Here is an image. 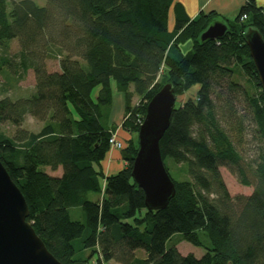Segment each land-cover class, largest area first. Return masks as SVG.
Instances as JSON below:
<instances>
[{
  "label": "trees",
  "instance_id": "obj_1",
  "mask_svg": "<svg viewBox=\"0 0 264 264\" xmlns=\"http://www.w3.org/2000/svg\"><path fill=\"white\" fill-rule=\"evenodd\" d=\"M43 1L0 0V75L17 83L31 70L35 81L25 97L0 96V127L16 128L12 136L0 129V162L47 250L62 264H264V95L244 40L248 28L264 39V6L244 0L228 20L215 12L190 19L174 0ZM215 20L225 34L200 42ZM12 40L19 49L10 56ZM51 58L58 72L47 71ZM111 80L124 96L121 128L129 137L120 149L125 166L105 175L115 130ZM167 83L175 98L197 89L175 101L159 141L175 194L166 208L149 210L131 169L146 105ZM27 116L38 131L21 128ZM220 167L251 193L232 197ZM174 234L204 253L167 246ZM80 251L90 253L76 260Z\"/></svg>",
  "mask_w": 264,
  "mask_h": 264
},
{
  "label": "water",
  "instance_id": "obj_2",
  "mask_svg": "<svg viewBox=\"0 0 264 264\" xmlns=\"http://www.w3.org/2000/svg\"><path fill=\"white\" fill-rule=\"evenodd\" d=\"M226 29L223 22L215 20L199 35V41L220 39ZM244 40L264 95V39L257 30L248 28ZM175 101L171 84H164L148 101L136 135L131 177L143 191L149 210L166 208L175 194L159 150ZM27 217L25 199L0 162V264H62L47 250Z\"/></svg>",
  "mask_w": 264,
  "mask_h": 264
},
{
  "label": "rangeland",
  "instance_id": "obj_3",
  "mask_svg": "<svg viewBox=\"0 0 264 264\" xmlns=\"http://www.w3.org/2000/svg\"><path fill=\"white\" fill-rule=\"evenodd\" d=\"M33 1L39 6L44 5L43 0H33ZM189 48H190V42L188 41L185 45H183V50L186 51ZM18 49H19V44H18L17 40H12L9 42L7 54L12 56L14 53L17 52ZM46 69L48 72H58L59 71L58 59L57 58L48 59L46 61ZM234 79L241 84L245 83V77L242 76L241 74L239 75L237 73L236 76H234ZM34 84H35L34 74L31 70H28L24 79L22 81L17 82V83H15L13 81H6L4 79V77L0 75V96L8 95L12 99L25 97L33 91ZM195 89H197V87L196 88L193 87L187 93H185L183 96L177 97L176 101L182 102L183 100H185L190 95L193 96V94L195 93ZM111 91H112V103H111L110 112H109V116H108L109 125H113L114 123H117L120 120L121 113L123 112V106H124V96H123L122 92H119L116 89L115 83L113 80H111ZM136 102H137V97L135 96V97H133L132 103H136ZM40 127H41L40 123H38L33 118L28 117V116L26 117L24 124L21 126V128H28L31 131H35V132L38 131ZM0 129L2 132H4L8 136H12L16 130L15 127L9 125L8 123H3L0 127ZM246 144H247L246 149H248L249 154L252 155V153H254V149H255L254 148L255 142H254V139L251 137V135L246 136ZM166 163L168 166L173 164L170 159H168L166 161ZM44 169H48V168L45 167ZM219 171H220L221 177L223 179V182L227 188V191L229 192V194L232 197L236 196V195L248 196L251 193L252 188L245 187V186H242L241 184H239L237 182L236 178L227 170V168L220 167ZM47 172L50 174L58 173V171L51 172L49 169L47 170ZM169 175L172 178H175L174 174L171 172L170 169H169ZM91 198L92 199L96 198V194H90V199ZM69 212H70V216H71L72 220L80 219V218L75 216V212H76L75 209H71V210H69ZM180 239H181L180 234H174V236L171 238L170 241H168L166 243V245L170 246L171 244H173V242H179ZM202 241L205 242L206 239L202 237ZM75 245H76V243H75ZM177 247H178V250L181 252L182 255L193 254L195 257L199 258L204 253V250L202 248L195 247V246L191 245L190 243H188L184 240L180 241L178 243ZM89 253H90L89 251H82V252L80 251L77 253L75 259L76 260L86 259L87 256L89 255ZM142 254H143L142 251H140V250L137 251V256L142 255ZM106 264H118V263H116L114 261H109Z\"/></svg>",
  "mask_w": 264,
  "mask_h": 264
},
{
  "label": "crops",
  "instance_id": "obj_4",
  "mask_svg": "<svg viewBox=\"0 0 264 264\" xmlns=\"http://www.w3.org/2000/svg\"><path fill=\"white\" fill-rule=\"evenodd\" d=\"M254 1L256 6L258 7L264 6V0H254ZM174 3L180 4L184 12L190 19L196 17L200 12L203 13L215 12L219 17H224L228 20H232L236 16L240 7L243 5L244 0H174ZM173 21H174V15L171 7L168 12V28L172 27ZM123 115H124V106L120 120L117 123L114 124L112 123V124L115 126L114 133L116 134L117 139L124 143V141L128 139L129 135L121 128ZM124 166L125 163L122 159L121 151L116 149H109V151L105 156L104 161L102 162V169L104 174L105 175L114 174L119 170H121ZM60 173L61 171L58 169V173L51 175L59 176Z\"/></svg>",
  "mask_w": 264,
  "mask_h": 264
},
{
  "label": "built area",
  "instance_id": "obj_5",
  "mask_svg": "<svg viewBox=\"0 0 264 264\" xmlns=\"http://www.w3.org/2000/svg\"><path fill=\"white\" fill-rule=\"evenodd\" d=\"M108 143H109V149H116V150H120L124 145L122 141L117 139V136L115 133L111 134L108 140Z\"/></svg>",
  "mask_w": 264,
  "mask_h": 264
},
{
  "label": "bare ground",
  "instance_id": "obj_6",
  "mask_svg": "<svg viewBox=\"0 0 264 264\" xmlns=\"http://www.w3.org/2000/svg\"><path fill=\"white\" fill-rule=\"evenodd\" d=\"M92 166H93V164H92ZM92 166H91V167H92ZM91 170H92V169H91ZM92 171H93V170H92ZM94 172H95V171H94ZM92 173H93V172H92ZM93 174H94V173H93ZM94 175L96 176V174H94ZM96 177H97V176H96ZM88 198H89V197H88ZM81 247H82V246H81ZM82 248H83V247H82ZM86 249H87V248H86ZM75 250H76V249H75Z\"/></svg>",
  "mask_w": 264,
  "mask_h": 264
}]
</instances>
